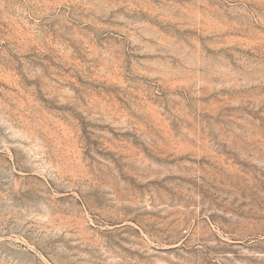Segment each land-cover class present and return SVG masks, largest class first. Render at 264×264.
Wrapping results in <instances>:
<instances>
[{
  "label": "rangeland",
  "instance_id": "1",
  "mask_svg": "<svg viewBox=\"0 0 264 264\" xmlns=\"http://www.w3.org/2000/svg\"><path fill=\"white\" fill-rule=\"evenodd\" d=\"M0 264H264V0H0Z\"/></svg>",
  "mask_w": 264,
  "mask_h": 264
}]
</instances>
